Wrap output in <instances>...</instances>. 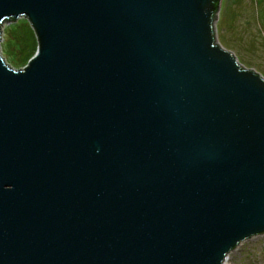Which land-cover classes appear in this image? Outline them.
<instances>
[{
	"label": "water",
	"instance_id": "obj_1",
	"mask_svg": "<svg viewBox=\"0 0 264 264\" xmlns=\"http://www.w3.org/2000/svg\"><path fill=\"white\" fill-rule=\"evenodd\" d=\"M213 0H0V264H223L264 233V79ZM220 8V1L218 5Z\"/></svg>",
	"mask_w": 264,
	"mask_h": 264
},
{
	"label": "rangeland",
	"instance_id": "obj_2",
	"mask_svg": "<svg viewBox=\"0 0 264 264\" xmlns=\"http://www.w3.org/2000/svg\"><path fill=\"white\" fill-rule=\"evenodd\" d=\"M245 1H220L216 38L241 64L264 73V30L259 27L263 10L255 1L246 8L248 1ZM36 48L35 31L27 18L21 16L2 25L0 55L10 66L16 69L26 66ZM227 256V264H264V233L240 241Z\"/></svg>",
	"mask_w": 264,
	"mask_h": 264
},
{
	"label": "flooded vegetation",
	"instance_id": "obj_3",
	"mask_svg": "<svg viewBox=\"0 0 264 264\" xmlns=\"http://www.w3.org/2000/svg\"><path fill=\"white\" fill-rule=\"evenodd\" d=\"M219 1H221V0H219ZM241 1V0H240ZM244 2H246L245 0H243ZM248 2H247V6H246V8H249V6L250 7H252L253 6V1H255L256 3H258L261 7H262V16L260 17V19L259 20H261V21H259V23H260V25H259V27L261 28V30H262V32H263V30H264V0H247ZM244 14H246L247 15V13H244ZM249 20V19H248ZM264 33V32H263ZM233 55L236 57V59H237V61H238V63H240V61H239V58L233 53ZM241 64V63H240ZM241 65H243V64H241ZM244 66V65H243ZM244 67H246V66H244ZM248 68V67H247ZM251 69H253L255 72H257V73H259L260 74V76L264 79V73L263 72H260V71H258L256 68H251Z\"/></svg>",
	"mask_w": 264,
	"mask_h": 264
},
{
	"label": "trees",
	"instance_id": "obj_4",
	"mask_svg": "<svg viewBox=\"0 0 264 264\" xmlns=\"http://www.w3.org/2000/svg\"><path fill=\"white\" fill-rule=\"evenodd\" d=\"M212 3H213L214 8H213V11H212V14H211V21L213 22L217 18V14H218L217 10H218V7H219L218 6L219 5V0H213ZM12 20H14V19H12V18L5 19V20H3L2 24H5V23L10 22Z\"/></svg>",
	"mask_w": 264,
	"mask_h": 264
},
{
	"label": "bare ground",
	"instance_id": "obj_5",
	"mask_svg": "<svg viewBox=\"0 0 264 264\" xmlns=\"http://www.w3.org/2000/svg\"><path fill=\"white\" fill-rule=\"evenodd\" d=\"M228 262V256H226L225 260L223 261V264H227Z\"/></svg>",
	"mask_w": 264,
	"mask_h": 264
}]
</instances>
